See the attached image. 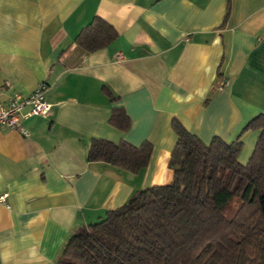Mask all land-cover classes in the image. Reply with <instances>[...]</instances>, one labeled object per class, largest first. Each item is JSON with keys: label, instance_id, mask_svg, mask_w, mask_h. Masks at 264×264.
<instances>
[{"label": "crops", "instance_id": "crops-1", "mask_svg": "<svg viewBox=\"0 0 264 264\" xmlns=\"http://www.w3.org/2000/svg\"><path fill=\"white\" fill-rule=\"evenodd\" d=\"M95 17L117 36L87 51L76 39ZM41 82L50 114L26 119L27 137L0 130V264H58L77 229L170 184L175 119L207 144L240 139L246 164L261 131L245 128L264 114V0H0V103ZM94 139L150 142L152 156L139 173L89 162Z\"/></svg>", "mask_w": 264, "mask_h": 264}, {"label": "trees", "instance_id": "trees-1", "mask_svg": "<svg viewBox=\"0 0 264 264\" xmlns=\"http://www.w3.org/2000/svg\"><path fill=\"white\" fill-rule=\"evenodd\" d=\"M116 36L112 25L95 17L76 42L95 51ZM109 121L121 130L130 125L122 108ZM172 128L178 137L169 162L172 182L140 190L77 229L58 264H264V114L245 128L261 131L246 164L238 159L240 139L227 143L216 136L207 144L176 119ZM152 152L150 142L94 139L87 159L139 173Z\"/></svg>", "mask_w": 264, "mask_h": 264}, {"label": "built area", "instance_id": "built-area-1", "mask_svg": "<svg viewBox=\"0 0 264 264\" xmlns=\"http://www.w3.org/2000/svg\"><path fill=\"white\" fill-rule=\"evenodd\" d=\"M116 59H123L121 53L116 54ZM49 85L41 82L30 94L14 93L6 103H0V130H17L24 136H29L23 122L31 116H48L53 104L48 100ZM8 193L0 194V203H5Z\"/></svg>", "mask_w": 264, "mask_h": 264}]
</instances>
